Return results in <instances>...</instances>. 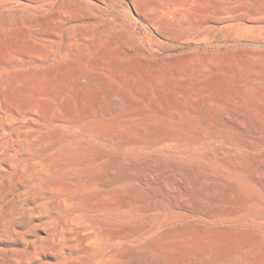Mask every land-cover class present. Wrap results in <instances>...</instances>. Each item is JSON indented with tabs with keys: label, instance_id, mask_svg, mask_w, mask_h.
<instances>
[{
	"label": "rangeland",
	"instance_id": "obj_1",
	"mask_svg": "<svg viewBox=\"0 0 264 264\" xmlns=\"http://www.w3.org/2000/svg\"><path fill=\"white\" fill-rule=\"evenodd\" d=\"M0 264H264V0H0Z\"/></svg>",
	"mask_w": 264,
	"mask_h": 264
},
{
	"label": "bare ground",
	"instance_id": "obj_2",
	"mask_svg": "<svg viewBox=\"0 0 264 264\" xmlns=\"http://www.w3.org/2000/svg\"><path fill=\"white\" fill-rule=\"evenodd\" d=\"M173 10V9H172ZM171 18V17H170ZM150 25V24H149Z\"/></svg>",
	"mask_w": 264,
	"mask_h": 264
}]
</instances>
